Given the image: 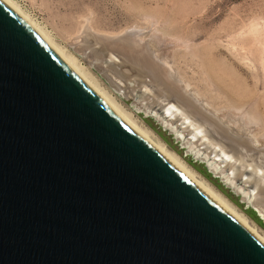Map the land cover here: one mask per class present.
I'll return each instance as SVG.
<instances>
[{
	"label": "water",
	"instance_id": "obj_1",
	"mask_svg": "<svg viewBox=\"0 0 264 264\" xmlns=\"http://www.w3.org/2000/svg\"><path fill=\"white\" fill-rule=\"evenodd\" d=\"M0 264H264V244L0 0Z\"/></svg>",
	"mask_w": 264,
	"mask_h": 264
},
{
	"label": "rangeland",
	"instance_id": "obj_2",
	"mask_svg": "<svg viewBox=\"0 0 264 264\" xmlns=\"http://www.w3.org/2000/svg\"><path fill=\"white\" fill-rule=\"evenodd\" d=\"M14 1L77 59L89 76L148 130L153 140L176 152L200 179L215 187L264 235V225L251 209L239 203V196L207 172L201 161L186 153L154 118L138 109L134 92H126L132 85L136 92L150 95L151 100L154 96V102L179 98L186 105L205 108L206 112H202L209 119L233 138L246 142L253 154L264 152V0ZM85 28H89L88 34ZM83 30L87 35L81 34ZM130 31L138 36L144 34L139 41V45L143 43L140 52L118 45L121 40L112 45L94 36L129 35ZM83 45L98 55L89 54ZM141 63L157 68L156 74L161 77L163 68L166 74L170 71L166 78L174 79L170 82H175L176 88L168 83L171 90L166 87L161 93L162 83L148 75L151 71L144 72Z\"/></svg>",
	"mask_w": 264,
	"mask_h": 264
},
{
	"label": "bare ground",
	"instance_id": "obj_3",
	"mask_svg": "<svg viewBox=\"0 0 264 264\" xmlns=\"http://www.w3.org/2000/svg\"><path fill=\"white\" fill-rule=\"evenodd\" d=\"M1 1L6 4V6L10 8L14 13H16L23 21H25L38 34V36L59 56V58L98 96H100L104 100V102L108 106H110L136 133H138L147 142H149L158 152H160L167 160H169L175 167H177L203 192H205L216 203H218L227 212L234 216L244 227H246L257 239H259L264 244V235L260 234L257 229L250 224L247 216L243 212H241L231 201L223 196L209 182L204 179H200L198 177L199 174H197L194 169H192L180 156H178L176 152H174L172 149H169L165 143L153 140L149 136L148 130L137 123V120L133 119V115H129L131 113L128 114L112 97H110L107 91L99 86V84L96 83V81L93 80L92 77H90L91 75L89 76V73L86 72V69L84 70V67H81V65H79L80 63L77 62L78 60L67 53L63 49V47L58 45L52 38L50 33L45 30L43 26H40L39 23L32 19L24 10H22L16 1ZM85 29V31H87L86 33L88 34L89 28ZM83 33H85L84 30L81 34L83 35ZM86 33L85 35H87ZM136 34L137 33L135 31H132V33L129 35L126 33L124 35L119 34L120 36H109L106 34L94 36L96 38H99L100 40H107L112 45H114V43L117 44V42L115 41L121 40L120 43L118 42V45L121 44L129 50L132 49L133 51H139L138 49L143 44L142 43L141 45H139L142 33L140 34V36ZM125 35L128 36L125 37ZM91 36L92 35H90L89 41L92 40ZM86 41L88 40H85V42ZM89 41L88 43H90ZM84 46L85 45H83V47ZM85 48L88 50L89 54H93V56L98 55V53L93 48L89 46H85ZM85 48L83 50H86ZM120 48L122 47L120 46ZM142 48L143 46L140 49ZM152 53L153 52H151V54ZM152 56L154 55L152 54ZM99 58H101V56ZM153 61L156 62L155 60ZM164 62L165 61H163V64H165ZM142 65L144 66H141L140 68L143 69V71L145 70L144 72L151 71V74L147 72L148 75H151L152 78L162 83V88L160 89L161 93L165 92L167 88L170 89L168 87V83H171L170 81L174 79L170 81L167 80L166 77L170 73L169 69V73L166 74L164 73L166 69L163 68V73H161V75L163 76L161 77L159 74H156V67V69H154V66L152 68V66H149L148 64V66H146V64ZM156 66H158V64ZM165 74L166 76H164ZM169 77L171 78L170 75ZM173 84L171 86L175 87V82ZM126 90L127 93H129L131 90L136 94V107L138 109L143 110L147 114L154 115V117L163 126L167 127L177 137L181 145L185 147L186 153H192L195 157L205 161L214 174L221 176V178L227 183L228 186H230L236 193H240L243 197L242 199H245L248 203H251L264 218V152L260 154H253V151H250V146H248L246 142H242L238 139L233 138L231 135L225 133L222 129H220V127L217 126V124L212 119H209L202 112L203 110L205 111V108L198 109L199 106L196 107L197 105H186L185 102H183L179 98H176V100H169L170 102L167 103H165L166 101H164L163 103L154 102V96L151 97L153 98L151 100L149 98L150 95H144V92H136L132 85H128ZM198 102L195 101L196 104H198Z\"/></svg>",
	"mask_w": 264,
	"mask_h": 264
},
{
	"label": "trees",
	"instance_id": "obj_4",
	"mask_svg": "<svg viewBox=\"0 0 264 264\" xmlns=\"http://www.w3.org/2000/svg\"><path fill=\"white\" fill-rule=\"evenodd\" d=\"M201 171L204 173L203 170H201ZM206 175H208V177H209V174H206ZM251 214H252L253 216H255L254 212H252V211H251Z\"/></svg>",
	"mask_w": 264,
	"mask_h": 264
}]
</instances>
